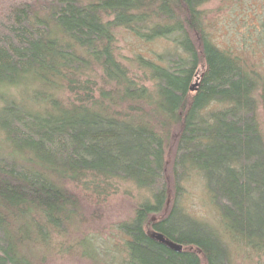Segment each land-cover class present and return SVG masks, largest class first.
Listing matches in <instances>:
<instances>
[{
    "label": "trees",
    "instance_id": "obj_1",
    "mask_svg": "<svg viewBox=\"0 0 264 264\" xmlns=\"http://www.w3.org/2000/svg\"><path fill=\"white\" fill-rule=\"evenodd\" d=\"M236 13L253 37L220 40ZM263 97L264 0H0V264H226L172 225L200 220L193 185L228 227L256 226L221 229L229 264H264ZM113 194L131 216L92 231L87 203ZM113 232L119 263L83 250Z\"/></svg>",
    "mask_w": 264,
    "mask_h": 264
},
{
    "label": "rangeland",
    "instance_id": "obj_2",
    "mask_svg": "<svg viewBox=\"0 0 264 264\" xmlns=\"http://www.w3.org/2000/svg\"><path fill=\"white\" fill-rule=\"evenodd\" d=\"M249 2H253L254 0H245ZM255 12L259 11L257 7L254 8ZM245 14H242L240 17L236 13L234 17L231 16V18H228V25L227 28L225 29V33L227 34L228 38L226 35L220 31L217 34V37L220 38L223 37V40H229L231 38V41H237L238 39L244 38V35H247V33H250V36L253 37V31L251 28L246 26L244 23L245 19ZM244 17V19H243ZM242 18V19H240ZM247 28V30L245 29ZM258 115H259V122L261 123V131L264 136V97L262 98V101H259L258 104ZM191 203L190 205H184V209L189 212L190 214H195L196 218H199L200 220H187L183 219L182 215H180L178 212H175L173 219H172V225L174 227L176 226H183L186 225L189 228L190 234H195V232H198L205 236L212 244H215V249L218 251L219 248L221 247L224 250L223 245L225 246V240L226 238L221 237V229L222 228H229L230 234L235 235V237L239 238L242 235H250L253 233H257L256 227L253 228L252 230L248 231L246 228L243 226V220L240 219L239 221H234L233 224L228 227L227 224L228 222L218 218V216H215L213 211L209 209L208 205L206 203L200 202L199 198L202 197V192H200L199 187L197 185H193L191 187ZM258 193V190L256 191ZM131 206H132V200L130 198L124 197L121 194H113L107 201H105L104 204L96 205V203H93L92 201L88 202L86 205V208L88 212L91 213H97L100 216L99 222H92L90 229L93 231V229L100 227L102 225L108 227L111 225H115L119 221H123L124 219H127L131 216ZM232 222L231 220H229ZM130 224V223H127ZM247 224V221H246ZM130 226V225H129ZM118 228V227H117ZM117 235L113 232V237H102L99 236L97 241L92 244L93 246H86L83 248L85 252L88 254H91L92 252L96 251L98 247H104V251H108V245H115L116 240L119 239ZM226 237V236H225ZM113 240V241H112ZM228 240L227 242H229ZM115 242V244H114ZM222 251V249H221ZM220 251V255L218 256V259L221 260L223 263V259L225 260L226 264H229V259H230V254L227 252L226 256V249L224 252ZM235 252L237 250L235 249ZM129 258L133 261V263H138V264H148L149 262V254L148 252L143 253V255H139L136 251L134 253L133 250H129ZM117 256H114L113 258L110 257L112 256L111 254L107 255V258H112L111 261L113 263H119L122 258V252L117 251L116 252ZM119 256H121L120 259H117ZM110 261V262H111ZM48 264H92L83 257H69V258H62V259H51L48 261ZM121 264V263H119Z\"/></svg>",
    "mask_w": 264,
    "mask_h": 264
},
{
    "label": "bare ground",
    "instance_id": "obj_3",
    "mask_svg": "<svg viewBox=\"0 0 264 264\" xmlns=\"http://www.w3.org/2000/svg\"><path fill=\"white\" fill-rule=\"evenodd\" d=\"M256 227V226H255ZM254 227V228H255ZM256 235V234H255ZM163 236V235H162ZM249 237V236H248ZM117 238H119V239H117L116 240V244H115V242H114V244L115 245H113V246H111V245H108V251H104V247L102 246V247H98L97 248V252L96 251H94V252H92L91 254L92 255H94V256H96V261L97 262H99V263H107V262H110L111 260H112V258L114 257V256H117V254H116V252L117 251H120L121 252V250H122V237L121 236H119L118 235V237ZM164 238V237H163ZM258 239V238H257ZM113 241V240H112ZM168 247H172L173 249H175V250H177V251H181L182 249H181V246H179V245H173L171 242H170V240H166L165 238H164V241H163ZM89 244H91V243H89ZM231 245V243H230V241L229 242H225V246H223L225 249H226V251L228 250V246H230ZM88 246H91V245H88ZM229 252V251H228ZM109 254H111L112 256H110V257H112V258H107V255H109ZM121 258V256H119L117 259H120Z\"/></svg>",
    "mask_w": 264,
    "mask_h": 264
},
{
    "label": "water",
    "instance_id": "obj_4",
    "mask_svg": "<svg viewBox=\"0 0 264 264\" xmlns=\"http://www.w3.org/2000/svg\"><path fill=\"white\" fill-rule=\"evenodd\" d=\"M190 90H193V87H191ZM153 237H154V239H156V240H158L160 242L164 241V238H163L162 234H160V233L153 234Z\"/></svg>",
    "mask_w": 264,
    "mask_h": 264
}]
</instances>
